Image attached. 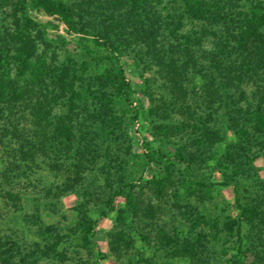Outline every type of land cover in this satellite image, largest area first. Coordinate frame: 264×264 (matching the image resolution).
I'll use <instances>...</instances> for the list:
<instances>
[{"label":"trees","instance_id":"1","mask_svg":"<svg viewBox=\"0 0 264 264\" xmlns=\"http://www.w3.org/2000/svg\"><path fill=\"white\" fill-rule=\"evenodd\" d=\"M95 1L100 3L98 17L88 25L72 23V31L89 35L98 46L115 55L121 52V44H128L130 39L160 53L159 64L170 83V92L188 96L184 86L187 81L201 80L199 99L205 109L218 115L220 108H224L227 129L236 137L218 159V166L224 176L219 185L233 187L237 218L223 223L220 228L216 221L200 215L202 222L190 225L192 235L191 232L170 234L164 229L156 230L154 245L158 250L170 252L172 258L189 259L188 264H209L208 245L225 233L228 241L232 239L236 251L224 264H264V181L255 176L257 180L246 185L251 178L249 169L253 168V161L246 158V153L253 138L264 135V0ZM35 4L47 15L64 19L71 27L66 7L59 1L37 0ZM76 26H80L79 29ZM37 27L27 17H15L10 26L0 30V181L8 182L7 172L11 174L21 168L18 164L26 166L41 155L48 159L53 155L55 161H68L66 167L70 169L82 168L89 160L92 163L100 156L90 157L87 151L94 145L93 139L84 132V123L89 122L92 127L99 125L112 135L119 127L115 111L118 105L128 102L126 92L130 86L121 69L89 75L84 62L81 67L74 62L54 66L40 50L44 42ZM34 30L35 35H32ZM55 104L62 115L52 114ZM199 120L193 127L195 134H199L192 142L196 154L182 148L178 161L205 163L206 159L197 155L202 147L212 149L224 141L219 130L208 127L213 121L211 118L200 120L201 123ZM187 128L189 125L178 129ZM164 134L168 133L164 131ZM99 136V133L94 134L97 139ZM149 154L145 155L148 162L151 161ZM189 154V161H185L183 156ZM244 157L247 163H242ZM70 173L68 181L72 178ZM145 184L153 185L148 188L156 198L173 199L170 208H180L178 191H171L175 183L170 174L144 181ZM244 186L248 187L246 190L252 188L253 193L242 196ZM125 187L128 191L123 195L124 209L118 212L120 224L124 225L128 215L132 218L130 224L137 218L155 219L161 208L151 204L150 196L145 203L140 202L132 182L117 188L115 194ZM109 188L114 189L112 185ZM193 215V211H189L183 216L191 219ZM93 225L87 229L83 225L79 231L83 237L78 233L80 237L76 240L87 241L86 238L93 235ZM205 226L207 229L203 231ZM43 238L44 246L34 243L31 254L19 255V259L0 252V264H36L42 258L51 257L62 261L63 255L56 250L62 237L47 230ZM115 238L125 247L133 243L126 231ZM145 239L150 238L145 236ZM248 251L257 255L254 261L247 260ZM123 264L154 263L129 258Z\"/></svg>","mask_w":264,"mask_h":264},{"label":"rangeland","instance_id":"2","mask_svg":"<svg viewBox=\"0 0 264 264\" xmlns=\"http://www.w3.org/2000/svg\"><path fill=\"white\" fill-rule=\"evenodd\" d=\"M36 1L0 0V30L10 26L15 17H27L38 25L37 30L45 44L40 45V50L54 66L68 62L80 66L84 62L89 75L121 69L130 90L126 92L128 102L118 105L115 111L119 119L116 133L110 135L108 129L84 123V132L93 139L94 145L87 151L90 157L94 154L100 156L95 161L84 163V168L70 169L66 167L68 161H55L53 155L50 160L41 155L26 166L18 162L21 168L11 174L7 172L8 182L0 181V252L15 255L16 259L19 255L25 257L33 251L34 243L45 245L43 234L50 230L52 235L62 237L56 250L64 259L42 258L36 264H123L129 258L148 259L154 264H188L189 259L172 258L170 252L158 250L153 243L154 233L163 229L170 234L190 233L191 223L202 222L200 215L216 221L220 228L223 223L237 218L233 187L219 185L224 176L218 159L236 141L232 131L227 129L224 108H220L218 115L205 109L199 99L202 81L198 78L184 85L188 96L182 92H170V83L159 64L161 54L152 48L130 39L128 44H121V52L115 55L98 46L89 35L72 31V23L88 25L94 22L100 7L98 1L56 0L66 7L71 27L64 19L44 13L36 6ZM55 107L56 104L52 114L62 115L63 112ZM199 117L200 120L211 118L213 121L208 127L219 130L224 141L212 149L202 147L197 155L206 159L205 163L186 164L178 161L179 152L185 148L195 153L192 142L199 138V134H195L193 127L198 125ZM187 125L190 128L179 130ZM95 133L100 134L99 139L94 137ZM252 141L246 158L252 159L253 168L249 169L251 178L247 179L246 185L255 182L256 177L264 181V135ZM146 153H150L149 162ZM246 158L242 163H247ZM183 159L189 161L190 154ZM68 173L72 175L69 181ZM165 173L170 174L175 183L171 191H178L179 209L170 208L173 199L156 198L148 188L152 184L144 185V181L160 179ZM128 181L136 187L133 191L140 197V202L144 200L145 203L150 196L151 204L161 208L152 221L137 218L130 224L132 218L128 215L124 218V225L120 224L118 212L124 209L123 195L128 187L118 194L114 191ZM109 185L114 187L112 191ZM247 188L244 186L242 196L253 193L252 188ZM168 195L172 193L168 192ZM111 199L112 203H109ZM189 211L194 213L191 219L183 216ZM91 224H94L93 235L88 236L87 241L76 240L80 237L81 227L86 225L87 229ZM127 225L130 228H126ZM202 229L205 231L207 227ZM121 231L130 234L133 241L127 247L115 238ZM145 236L150 239L146 240ZM228 239L222 233L218 240L210 242L206 253L209 264H224L235 253L236 246L232 239ZM262 255L258 254L259 257ZM246 256L251 262L257 255L248 251ZM32 260L28 259L30 263Z\"/></svg>","mask_w":264,"mask_h":264}]
</instances>
